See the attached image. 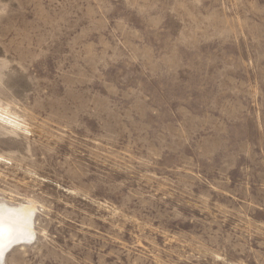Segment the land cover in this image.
Wrapping results in <instances>:
<instances>
[{
	"label": "rangeland",
	"instance_id": "rangeland-1",
	"mask_svg": "<svg viewBox=\"0 0 264 264\" xmlns=\"http://www.w3.org/2000/svg\"><path fill=\"white\" fill-rule=\"evenodd\" d=\"M0 203V264H264V0H0Z\"/></svg>",
	"mask_w": 264,
	"mask_h": 264
},
{
	"label": "bare ground",
	"instance_id": "bare-ground-1",
	"mask_svg": "<svg viewBox=\"0 0 264 264\" xmlns=\"http://www.w3.org/2000/svg\"><path fill=\"white\" fill-rule=\"evenodd\" d=\"M35 213L36 210L32 204L0 203V260L16 246L35 241ZM13 244L14 247H12Z\"/></svg>",
	"mask_w": 264,
	"mask_h": 264
}]
</instances>
